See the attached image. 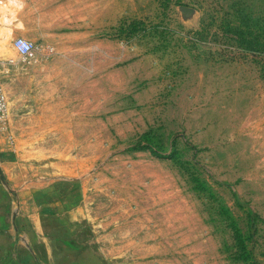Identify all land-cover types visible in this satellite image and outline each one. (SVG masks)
<instances>
[{
	"label": "rangeland",
	"instance_id": "1",
	"mask_svg": "<svg viewBox=\"0 0 264 264\" xmlns=\"http://www.w3.org/2000/svg\"><path fill=\"white\" fill-rule=\"evenodd\" d=\"M0 76V264H264V0H0Z\"/></svg>",
	"mask_w": 264,
	"mask_h": 264
},
{
	"label": "built area",
	"instance_id": "2",
	"mask_svg": "<svg viewBox=\"0 0 264 264\" xmlns=\"http://www.w3.org/2000/svg\"><path fill=\"white\" fill-rule=\"evenodd\" d=\"M13 46L19 54V58L27 61L34 58L37 52V46L22 37H18L13 41ZM7 98L3 88L2 78L0 76V125L4 124L7 115Z\"/></svg>",
	"mask_w": 264,
	"mask_h": 264
}]
</instances>
